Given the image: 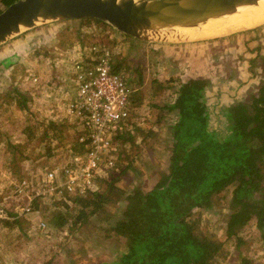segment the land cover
Returning <instances> with one entry per match:
<instances>
[{"label": "rangeland", "instance_id": "obj_1", "mask_svg": "<svg viewBox=\"0 0 264 264\" xmlns=\"http://www.w3.org/2000/svg\"><path fill=\"white\" fill-rule=\"evenodd\" d=\"M59 22H63L66 36L58 37L53 47L38 46L6 73L0 68V208L4 210L0 218V264L113 262L123 242L107 228L114 212L123 207L122 195L116 198L109 193L97 214L81 224L72 223L79 206L71 203V197L104 190L110 177L118 191L138 187L146 192L159 173L167 171L169 125L177 116L159 106L163 102L168 105L174 98L173 87L162 88L166 80L207 79L209 84L202 93L209 128L224 132V108L239 100L249 102L263 74L264 23L196 42L151 43L128 40L104 22ZM10 42L2 44L0 50ZM92 45L109 52L111 63L118 65L119 74L128 83L132 91L130 116L82 194L67 193L61 185L48 189L44 186L46 171L56 170V184L64 182L61 169L72 165L74 156L80 159L85 150L82 144L77 152V136L82 131L76 120L59 115L54 118L58 122L54 129L46 124L56 113L54 109H59L57 104L63 108L73 91V64H91ZM11 87L25 95L24 104L14 102ZM102 176L106 182L98 184ZM230 191L227 187L219 196L214 195L209 209H193L191 218L197 222V232L221 245L215 264H241L243 260L264 264V232L263 236L258 234L253 220L237 230L238 243L225 234ZM59 198H66L69 205L63 207ZM25 207L30 211L23 212ZM53 214H63L64 225H55ZM39 221L45 223V229L35 228Z\"/></svg>", "mask_w": 264, "mask_h": 264}, {"label": "trees", "instance_id": "obj_2", "mask_svg": "<svg viewBox=\"0 0 264 264\" xmlns=\"http://www.w3.org/2000/svg\"><path fill=\"white\" fill-rule=\"evenodd\" d=\"M13 1L0 0V3L5 7ZM80 20L101 22L89 18ZM117 66L111 63V70L119 73ZM262 68L256 95L249 102L239 100L224 108V132L209 128V112L202 93L209 83L207 79L166 80L162 88L173 87L174 98L168 105L163 102L159 106L177 116L169 125L171 146L167 171L160 172L146 192L138 187L118 191L113 185L114 178L106 182L102 176L97 181L98 184L106 182L104 190L71 197V203L79 206L72 223L81 224L97 214L109 199V193L116 198L122 195L123 207L112 215L107 232L122 238L123 243L109 264H215L221 245L197 232V222L191 213L196 208H211L214 195L219 196L227 187L231 191L230 211L225 219L226 236L235 237L238 243L237 230L250 220L263 236L264 63ZM125 84L130 97L132 91ZM10 94L16 104H24L25 95L17 88L11 87ZM47 122L50 129L58 123ZM82 147L79 143L77 152ZM65 199H58L63 207L69 205ZM53 215L55 225H64L63 214ZM241 264L247 263L243 260Z\"/></svg>", "mask_w": 264, "mask_h": 264}, {"label": "water", "instance_id": "obj_3", "mask_svg": "<svg viewBox=\"0 0 264 264\" xmlns=\"http://www.w3.org/2000/svg\"><path fill=\"white\" fill-rule=\"evenodd\" d=\"M263 0H15L0 11V46L35 26L72 19H98L142 42L190 43L251 30L239 28L214 37H191L178 31L196 28L244 10Z\"/></svg>", "mask_w": 264, "mask_h": 264}, {"label": "built area", "instance_id": "obj_4", "mask_svg": "<svg viewBox=\"0 0 264 264\" xmlns=\"http://www.w3.org/2000/svg\"><path fill=\"white\" fill-rule=\"evenodd\" d=\"M90 53L92 62L89 66L73 64L72 96L64 108L66 116L77 121L82 131L77 141L85 150L80 159L74 156L72 165L61 169L64 182L56 184V170L46 171L44 186L48 189L61 185L67 193L82 194L91 183L103 155L113 150L112 143L130 116L128 89L122 76L111 70L109 52L92 45ZM106 163L110 165L111 161L106 160ZM22 211L27 213L30 208L25 207ZM3 212L0 208V218ZM35 228L43 230L45 223L39 221Z\"/></svg>", "mask_w": 264, "mask_h": 264}, {"label": "crops", "instance_id": "obj_5", "mask_svg": "<svg viewBox=\"0 0 264 264\" xmlns=\"http://www.w3.org/2000/svg\"><path fill=\"white\" fill-rule=\"evenodd\" d=\"M64 32L66 31L63 22L45 23L23 31L10 39L12 41L10 42L9 40L10 43L0 50V64H2L0 68L6 73L14 63L22 59L25 54L31 53V51L35 50L38 46H44L47 47V49H50L53 44L57 43L58 37L66 36V33ZM0 47H2V45ZM59 95L62 96L60 92ZM71 96L72 91L69 98H71ZM65 105L66 102L64 103L63 108H61L57 104L59 109H54L56 113L51 114L50 120H54V118L59 115L67 117L64 112ZM57 110H59L60 113H57Z\"/></svg>", "mask_w": 264, "mask_h": 264}, {"label": "bare ground", "instance_id": "obj_6", "mask_svg": "<svg viewBox=\"0 0 264 264\" xmlns=\"http://www.w3.org/2000/svg\"><path fill=\"white\" fill-rule=\"evenodd\" d=\"M262 19H264V2L259 5L257 10L251 12L244 10L224 19L208 21L196 28H185L178 31L191 37H214L235 29L251 27Z\"/></svg>", "mask_w": 264, "mask_h": 264}, {"label": "flooded vegetation", "instance_id": "obj_7", "mask_svg": "<svg viewBox=\"0 0 264 264\" xmlns=\"http://www.w3.org/2000/svg\"><path fill=\"white\" fill-rule=\"evenodd\" d=\"M204 79H205V78H204ZM208 82H209V81H208ZM208 84H209V83H208ZM208 84H207V85H208Z\"/></svg>", "mask_w": 264, "mask_h": 264}]
</instances>
